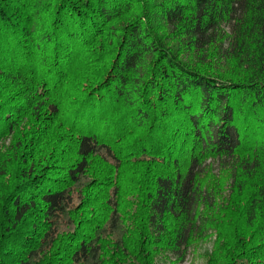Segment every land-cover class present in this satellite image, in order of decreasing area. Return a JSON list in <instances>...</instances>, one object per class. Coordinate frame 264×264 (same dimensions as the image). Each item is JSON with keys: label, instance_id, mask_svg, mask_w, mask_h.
<instances>
[{"label": "trees", "instance_id": "1", "mask_svg": "<svg viewBox=\"0 0 264 264\" xmlns=\"http://www.w3.org/2000/svg\"><path fill=\"white\" fill-rule=\"evenodd\" d=\"M212 224L207 264H264V0H0V264H156Z\"/></svg>", "mask_w": 264, "mask_h": 264}, {"label": "rangeland", "instance_id": "2", "mask_svg": "<svg viewBox=\"0 0 264 264\" xmlns=\"http://www.w3.org/2000/svg\"><path fill=\"white\" fill-rule=\"evenodd\" d=\"M158 34H166V31H159ZM207 172L204 176L201 187H206V191H211L214 194L212 198L214 208L210 210H206L205 207H200L204 210V213L208 216L209 219L215 220L214 222L218 223L221 220V213L226 205L229 203V200L232 198V193L230 189V181L228 180V175L225 171L221 170V168L217 164H212L211 162L207 161ZM210 163V164H209ZM86 184V181H83ZM82 185L77 187L78 189L81 188ZM202 189V188H201ZM205 195H207L205 193ZM203 194V196H205ZM75 202L78 200L74 199ZM200 204L203 202H208L207 199L202 197L200 200ZM206 205V204H204ZM200 211V210H199ZM219 213V214H218ZM226 217H224L225 220ZM235 218H227V224H231L233 226ZM67 220L63 221V225H61L60 229L68 230ZM213 225V224H212ZM207 226L200 234L198 233L193 239L190 246L179 254H173L168 251H162L158 253L157 257L155 258L156 264H207V260L211 254H213V250L215 244L217 242V234L216 230L213 226Z\"/></svg>", "mask_w": 264, "mask_h": 264}]
</instances>
